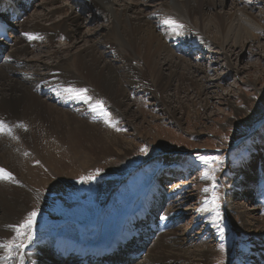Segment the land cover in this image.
Returning a JSON list of instances; mask_svg holds the SVG:
<instances>
[{
  "label": "rangeland",
  "instance_id": "obj_1",
  "mask_svg": "<svg viewBox=\"0 0 264 264\" xmlns=\"http://www.w3.org/2000/svg\"><path fill=\"white\" fill-rule=\"evenodd\" d=\"M41 1L37 0L34 7L26 12L24 20L31 21L38 16L42 11ZM162 1L135 0L146 8L148 16L152 17L154 32L163 35L162 40L165 41L166 27L165 30H157V25L164 26L161 21L167 18V7L171 6L172 0H164L163 7ZM113 2L117 6L123 1ZM249 14L255 23L264 26V0H226L220 7L207 9L201 17L198 31L206 39L190 35L195 30V27L190 26L184 28L183 35L173 36L166 41L169 44L166 50L177 61L197 68L189 70V73L192 71L201 86H204L206 94L201 97L187 84L177 91V81L172 79L170 87H166L172 104L165 106L157 102L160 98H155L151 93L143 94L144 85H130L129 74L123 68H118V78L123 81L126 90L121 109L117 111L108 104L102 114L86 109L81 118L85 117L84 120L91 123L101 119L104 121L100 122L103 124L102 130L133 143V146L126 148V143L121 142L120 148L119 144H114V153L104 154L89 166L79 167L77 165L81 157L69 158L71 153L68 154L67 150L64 152L67 156L64 161L75 163L76 166L71 165V171L66 167L65 172L61 173L64 178L53 174L46 164L44 166L38 153L32 155L29 152L26 155L31 154L30 157L34 159L30 164V172L35 174L38 168L48 178L46 183L36 178L25 180L26 186L30 185L38 195L31 202L29 199L25 213H22L18 222L36 210L34 241L45 237L56 241L57 236H63L83 245L103 238L108 231H116L117 239L121 235H124L123 239L141 238L140 231L144 232V225L140 223H152L153 216L156 225L166 223L173 226L180 243L192 254L208 253L206 260L200 264H220L221 261L223 264H264V29L253 31L255 36L246 32L240 39L244 42L243 47L239 44L231 48L233 52H227L230 54L229 68L224 55L216 53L212 43H221L224 30H231L233 34L240 26L246 27ZM91 17L95 19L90 22L84 20L86 24L74 38L55 41L50 47L30 44L22 54V60L28 66L26 64L21 71L28 74L38 66L36 73L45 76V67L53 60L64 58L92 41L101 40L108 34L111 23L106 20L105 13ZM217 30L220 34L216 33ZM194 33L198 32L195 30ZM236 36H230L229 45ZM118 37L114 34L112 39L117 43L116 51L126 53L128 62L140 73L143 64L141 50L130 48V43L125 46ZM121 64L118 62L115 65L121 67ZM32 65L35 66L31 68ZM140 75L142 81L137 84H146L145 75ZM99 101L103 102V99ZM235 106L240 110L235 111ZM119 112H122L121 118L117 117ZM9 137L12 138V135H0V140ZM123 150L126 153L123 154ZM200 157L217 160L205 165ZM148 160L149 163L129 174L137 165ZM76 169L77 172L72 173ZM213 171L214 181L202 178L205 173ZM169 173L173 178L168 176ZM89 175H94L95 179L87 183L80 182L81 177ZM213 183L221 198L219 217L203 210L208 207L205 200L211 193ZM205 187H209V193L203 191ZM142 208H146V211L135 215L132 220L137 222L132 223L137 225V228H133L136 232L128 231L123 221ZM154 231L155 228L153 233L159 234ZM12 235L11 232L4 240L11 239ZM148 235L149 240L146 237L144 245L135 249L140 255L134 256L136 261L131 263V259L125 262L136 264L137 261H144L147 259L144 256L151 249L152 254L161 255L166 244L172 242L169 238L165 240L164 246L156 244V235L152 240V234ZM125 242L129 246L126 243L119 244L122 250L133 249L131 240ZM135 250L127 257L137 254ZM24 251L26 257L32 259V248L27 247ZM108 256L106 259L109 261ZM58 257L54 252L50 253L46 264H53L54 260L59 261L58 264L66 262ZM9 261L20 262L16 257L6 264ZM118 261L115 259L112 264ZM163 262L160 260L153 264ZM177 262L189 263L188 260Z\"/></svg>",
  "mask_w": 264,
  "mask_h": 264
},
{
  "label": "bare ground",
  "instance_id": "obj_2",
  "mask_svg": "<svg viewBox=\"0 0 264 264\" xmlns=\"http://www.w3.org/2000/svg\"><path fill=\"white\" fill-rule=\"evenodd\" d=\"M36 1H31L30 9H27L26 5L21 9L29 12ZM122 1L121 5L114 6L113 0H42L40 2L42 11L34 20L26 21L23 19L13 22L14 27L9 32L12 43H4V38H0V53L2 54L0 57V118L13 126L12 138L0 140V167L11 172L15 178L12 182L0 181V213L2 217L0 220V240H4L11 233L5 226L18 223L22 213H25L24 210L27 208L26 204L29 199L31 202L38 195L35 189L30 188V185L26 186L25 180L36 178L46 183L48 179L42 175L46 173H42L37 167L35 174L30 172V164L34 161L30 156L38 153V157L44 166L46 164L53 174L64 178L61 173L65 172L66 167L70 168L71 165H75V163L64 161L67 158L64 152L67 150H69L68 154L71 153L69 158L81 157V161L79 160L77 165L79 167L80 165L89 166L93 164L104 154L114 153L115 150L112 147L114 144L125 142L126 148L133 146V143L102 130L103 124L100 122L103 123L104 121L101 119L91 123L85 121V117L81 118L84 110L92 111L91 106L96 105L100 99H103V108L111 104L117 111L121 109L123 99L126 97V90L123 88V81L118 78V68L119 70L123 68L124 72L129 74L128 83L130 85L137 87L144 85L143 94L151 93L155 98H160L161 101L157 100V102H161L165 106L171 103L166 93V87L170 85L172 79L177 81V91L183 89L182 86L187 84L190 89L195 90L198 97L206 94L204 86H201L192 71L189 73V70H196L197 68L190 64L182 65L180 60L177 61L166 50L169 46L166 41L173 37L168 28L165 25H157V30H162V28L165 30L166 27L165 41H163V35L159 36L154 32L152 17L148 16L146 8L141 7V4L135 0ZM224 1L226 0H172L171 6L167 7L166 17L177 20L184 25V28L195 27L198 33H194V30L190 35L206 39L199 35L198 31L201 17L207 9L220 7ZM163 2L164 0L162 7ZM98 13H105L106 20L111 23L108 34L101 40H95L84 47H78L77 51L67 54L66 57H58L56 61L53 60L47 66L44 65L46 66V74L43 73L45 76L41 77L39 76L40 73L39 75L38 72L36 73L37 65L35 68H33L35 65H32L33 70L28 74L24 70V73L21 71L27 64L22 60V54L28 50L30 44H42L44 47H50L55 41L65 40L67 37L74 38L80 32L79 29L86 24L84 20L93 21L95 18L91 17L90 19L89 17ZM217 14L222 16L220 12ZM54 17L57 19L54 20ZM248 19L247 26H240L233 34H231V30H224L221 34L224 41L222 40L221 43L218 41L219 45L217 42H212L216 53L221 52L224 55L227 68H229L228 64L230 63V54L227 52H233L231 48L239 44L243 47L244 42L240 41L241 37L246 32L250 36H255L253 31L264 29L262 24L252 20L251 14H249ZM216 33L220 34L219 30ZM26 34L38 38L29 40ZM114 34L120 36L117 39L122 41L125 46L130 43V48L141 50L143 64L140 73L128 62L126 53L116 51L117 43L112 40ZM231 35L237 36L234 42L229 45L228 40ZM111 58L113 60H110ZM118 62L122 63L121 67L115 65ZM141 73L146 77V84L142 82L138 85L137 82L142 81ZM67 89H86V95L91 99L72 98V95L66 91ZM234 109L235 111L240 110L236 106ZM170 112L172 113V110ZM94 113L102 114L99 111ZM117 117L121 118L122 112H119ZM21 124L23 127H15ZM121 146L119 144L120 148ZM51 149L52 151H50ZM29 152L32 155L26 156ZM124 153L126 150H123ZM71 170L72 168H70ZM75 172L77 169L72 171V173ZM170 174L168 176L171 177ZM145 211L146 208L138 209L135 214L130 215L127 221H123V225L128 228V231L136 232L133 228H137L135 227L137 225H132V223L137 222L132 221L133 217ZM241 212L245 213V210ZM153 218L151 216L152 223H146V221L140 223V225H144V232L140 231L141 238L123 239L124 235H121L117 239L116 231H108L103 238L97 241L79 245L63 236H57L56 241H51L45 237L40 241L33 240L28 245L32 248L30 252L32 259L27 258L25 254L19 263L9 261L8 264H46L49 254L54 251L63 255L62 260L63 262L66 261L64 264L82 263L90 260L91 257L105 262L108 261L107 255H109V261L118 259L120 261L117 264H128L125 262L126 260L132 259V263V261H136L134 256H140L138 250L135 249L140 247L139 245H144L148 234H152L151 240L156 235V244L164 246L165 240L169 238L172 242L166 244V249L161 250V255L152 254V249L146 251L144 258L147 259L137 261L136 264L138 262H140L138 264H153L160 260L161 262L163 260L164 264H181V262H177L178 260H188L189 263L187 264H200L206 260L207 252L192 254L180 243L173 226L166 223H160L158 226ZM154 228L156 229L154 232L159 234L153 233ZM165 228H167L166 231H163L162 229ZM49 233L54 234V232ZM130 240L134 243L131 245L133 249L122 250L119 244ZM126 246H129L128 243ZM133 250L137 251V254L131 255L130 258L125 257ZM67 260H73V263L67 262ZM54 261L53 264L59 263V261Z\"/></svg>",
  "mask_w": 264,
  "mask_h": 264
},
{
  "label": "snow or ice",
  "instance_id": "obj_3",
  "mask_svg": "<svg viewBox=\"0 0 264 264\" xmlns=\"http://www.w3.org/2000/svg\"><path fill=\"white\" fill-rule=\"evenodd\" d=\"M163 25H165L169 33L173 36H181L183 35V29L184 25L178 22L175 19L172 18H165L161 21ZM27 35V38L29 40L37 39L38 37L33 35ZM71 95L72 98L76 99H85L89 100L91 97H88L86 95L87 90L86 89H79V90H73V89H67ZM92 111H99L103 112V104L101 101H97L96 105L91 106ZM106 123H109V126H111L109 121H105ZM15 127H23V125H16ZM26 130V129H25ZM13 132V126H10L4 119L0 118V135H9L11 136ZM141 151H145V149H141ZM200 160L205 165H211L214 161L217 160V158H207V157H200ZM99 174V170H97L96 175ZM203 179L207 180H215V174L214 171L211 173H205L202 176ZM95 179L94 175H89L87 177H81L80 182L87 183L91 180ZM15 178L12 175L11 172L4 169L3 167H0V181H6V182H12ZM216 184L213 183L211 185V193L209 196L206 197V204L208 205L207 208L203 209L205 211H211L214 213L217 217H219V208H220V196L216 192ZM205 193H209L210 189L209 187H205L203 189ZM36 217L37 212L36 210L31 211L27 214L26 218L16 224H9L5 227L13 233L12 238L8 240H0V252L3 253V255H0V264H6V262L13 257H16L19 260H22L25 256V249L28 247V245L31 244L33 241L34 236V225L36 223ZM220 232H223V229H220ZM220 264H223L221 261Z\"/></svg>",
  "mask_w": 264,
  "mask_h": 264
},
{
  "label": "water",
  "instance_id": "obj_4",
  "mask_svg": "<svg viewBox=\"0 0 264 264\" xmlns=\"http://www.w3.org/2000/svg\"><path fill=\"white\" fill-rule=\"evenodd\" d=\"M147 163H149V160L142 162L140 165L135 167L129 174L134 173L135 171H137L139 168H141L142 166L146 165Z\"/></svg>",
  "mask_w": 264,
  "mask_h": 264
}]
</instances>
